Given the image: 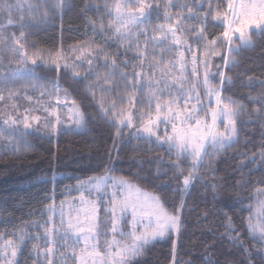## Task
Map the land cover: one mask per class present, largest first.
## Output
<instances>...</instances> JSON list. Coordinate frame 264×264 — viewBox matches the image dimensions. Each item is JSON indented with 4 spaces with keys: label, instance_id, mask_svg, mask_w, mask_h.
Returning <instances> with one entry per match:
<instances>
[{
    "label": "snow or ice",
    "instance_id": "obj_1",
    "mask_svg": "<svg viewBox=\"0 0 264 264\" xmlns=\"http://www.w3.org/2000/svg\"><path fill=\"white\" fill-rule=\"evenodd\" d=\"M68 7H71L69 0H15V3L13 0H0V17H3L0 20V52L4 49L10 52L8 65H14L11 71L35 75L36 69L43 66L56 74L54 78L44 77L50 87L41 86V96L49 97L46 104L37 100L47 114L43 117L35 115L34 108L20 111V106L15 103L20 89L9 87L15 83V75L11 80L6 76L0 77V102L8 101L0 107V151L19 153L21 149L26 150L29 142L25 137L31 129L40 131L41 121L49 137L58 136L62 130H72L64 128L65 118L59 110L69 101L68 89L60 84L61 73H68L72 80L84 81L95 75L94 81L86 83L85 91L98 108L99 118L115 129L113 148L117 141L123 145L134 140L144 141L149 150L153 144L163 148L169 160L164 161L162 155L156 157L159 161L157 176L166 174L167 170L162 173L161 165L167 163L172 169L170 179L178 181L173 189L179 194L178 203H173L169 210L160 195L149 193L123 177H110L108 173L117 161L111 156V151L106 150L108 163L105 175L77 182V189L82 190L79 205L75 206L76 201L73 200L65 213L64 202H61L59 226L54 222L57 209L53 194V203L45 206L46 212L50 213L47 218L42 213L40 218L21 221L11 230L0 231V264H21L20 258L25 253L24 264H28V260L31 264H140L148 247L163 240H171L170 264H178L177 242L184 230L187 198L196 182L211 189L212 211H217L215 204L219 202L218 192L223 184L215 183V177L207 179L209 174L217 171L214 161L233 144L239 143V125L244 122L240 119L242 116L251 119L255 114L264 119V79H247L248 87L257 83L261 86L259 92L248 93V100L256 105L251 112L242 101L224 95L234 82V77L226 69L231 70L239 63L234 54L253 46V31L264 32V0H227L223 12L216 10L220 5L214 9L209 0L203 14L198 11L203 8L201 2L190 7L188 3L174 4L173 0H167L161 9L160 4L146 0H115L114 4L105 0L103 8L110 17L107 25L103 16L93 19L86 15L93 8L99 12L101 5L86 3L82 9L86 39L68 45L67 49L61 44L54 50L39 47L36 41L28 40L32 29L50 24L58 16L62 19ZM173 7L180 11L172 13L170 9ZM185 9L187 19L198 20L199 26L184 23ZM13 11H27L28 17L20 15L13 19ZM161 11L166 23L150 25L149 17ZM209 16L223 25L224 30L219 35L208 34ZM9 26L20 29L19 35L7 33ZM88 29H91V37L87 36ZM186 32L190 35H184ZM97 35L101 43L95 42ZM113 43L117 48L109 51ZM160 45L165 46L160 48L157 58L156 48ZM28 46L34 49L31 54ZM164 53H172V56L164 60ZM213 58H220L223 66L214 64ZM4 59L0 54V66H3ZM85 64L87 68H83ZM99 68L105 71H96ZM156 70H159V78ZM145 83L148 85L147 104L140 109L136 107L138 90L142 91ZM32 87H36L35 82ZM61 92L64 93L63 100ZM202 96L207 98L206 103ZM25 98L32 100L26 94ZM125 100L126 105L123 103ZM71 104L67 118L76 130L86 129L93 118L81 110L75 99ZM13 133H18L19 139L14 138ZM240 155L248 156V153ZM257 155L259 163L264 165V141L258 153L251 154L249 160L255 161ZM248 183L242 177L235 186L239 188L241 184ZM258 183L264 184V180ZM109 187L110 192L107 190ZM93 192L95 198H92ZM255 192V204L248 206L249 215L240 218L239 225L224 210L225 205L222 204L218 210L225 217V232L220 238L227 237L230 243L242 250L243 258L238 264H264V187L256 188ZM208 214V209L201 212L204 217ZM245 233L259 247L247 245L243 238ZM57 244L65 250L59 251ZM254 256L258 262L254 261ZM203 259L204 264H217L210 257ZM183 264H192V261H184Z\"/></svg>",
    "mask_w": 264,
    "mask_h": 264
},
{
    "label": "trees",
    "instance_id": "obj_2",
    "mask_svg": "<svg viewBox=\"0 0 264 264\" xmlns=\"http://www.w3.org/2000/svg\"><path fill=\"white\" fill-rule=\"evenodd\" d=\"M101 1L69 0L71 7L64 10L62 19L58 16L50 24H41L32 29L28 40L36 41L39 47L54 50L61 44L67 48L70 44L86 39L83 26L85 16L82 14V9L86 3L102 5ZM222 1L224 0H220L221 6H223ZM100 13L102 14L101 8L99 12L93 8L86 15L96 19ZM2 19L3 17H0V20ZM222 31V26L212 21L207 23V32L210 36L219 35ZM87 36H92L91 29H88ZM252 39L253 46L242 48L234 54L239 62L238 65L231 70L226 69L228 74L234 77V82L224 93L242 101L249 112L256 105L248 100V93L259 92L261 86L257 83L248 87L247 79L248 77L264 79V32H255ZM32 49L28 46L27 50ZM0 54L5 58L3 66H0V77L6 76L11 80L15 75V83L9 87L16 89L20 85V78L11 71L14 65H8L11 54L7 49ZM36 72L44 81H48L44 77L54 78L56 75L43 66L37 68ZM32 84L33 80H30L28 85L32 86ZM60 84L68 89L70 97L76 100L81 110L93 119L89 120L86 129L61 131L54 139L38 133H29L25 137L29 147L26 150L21 149L19 153L0 151V231L6 228L11 230L14 224H19L21 221L40 218L42 213L45 214V206L53 202L51 199L53 194L54 202H60L65 197L67 189L74 187L78 181L105 175V167L108 163L106 150H110L111 156L117 161L108 175L123 177L148 192L160 195L166 201L165 207L171 210L173 203H178L179 199V194L173 191L178 181L170 179L172 169L167 163L161 165L162 173L167 170L166 174L157 176L159 161L156 157L162 155L164 161L169 160L164 149L153 144L149 150L144 141L135 140L123 145L117 141V146L113 148L112 134L115 129L99 118V110L89 99L84 81L72 80L68 73L62 72ZM240 119L244 122L239 125V143L233 144L214 161L217 171L207 177L209 180L215 177V183L223 184L218 192L219 202L215 204L217 211H212L211 189H206L199 181L187 198L184 230L177 242L178 264L188 260H191L192 264H204L205 256L214 259L217 264H226V261L229 264L233 261L238 264L243 258L239 247L230 243L227 237L220 238L225 232L223 226L225 217L219 214L218 210L222 204L225 205L224 210L233 216L235 223L239 225L240 218H247L249 215L248 206L255 204L257 197L255 189L264 187V184L258 183L264 180V165L259 163V155L255 161L249 160L251 154L258 153L264 141V119L255 114L251 119L247 116H242ZM136 144L140 146L134 149L133 146ZM240 153H248V156ZM133 157L135 159H132ZM242 161L243 166H241ZM242 177L249 183L241 184L237 188L236 182ZM204 209L209 210L207 217L201 215ZM31 213L35 215H30ZM31 231L35 230L31 229ZM243 238L247 245L255 244L259 247L255 240L248 238L246 233ZM209 245L214 246L208 247ZM26 255L25 253V256L21 257V263H24ZM253 259L258 262L257 257L254 256ZM170 261L171 240H163L148 247L140 264H170Z\"/></svg>",
    "mask_w": 264,
    "mask_h": 264
},
{
    "label": "rangeland",
    "instance_id": "obj_3",
    "mask_svg": "<svg viewBox=\"0 0 264 264\" xmlns=\"http://www.w3.org/2000/svg\"><path fill=\"white\" fill-rule=\"evenodd\" d=\"M32 2H37V0H32ZM107 2L110 3V4H114L115 0H107ZM146 2H148V3H158V4L161 5V9H163V5L165 3H167V0H146ZM198 2L203 3V8L198 9V11H200L201 14H203L208 8L209 0H173L174 4L188 3L190 7H195L196 3H198ZM222 2H223V6H221L220 0H211L212 6H213L214 9H216L217 5H220V8L216 9V10H219L221 12L225 11L226 7H227V0H224ZM13 3H15V0H13ZM101 3H102V5H101L102 14L100 13V16H103L104 23H105V25H107L108 20L110 19V17H108L105 9L103 8V4L105 3V0H102ZM170 11L172 13H176V12L180 11V9L177 8V7H173V8L170 9ZM184 11H185L184 23L186 25H188V26H191V25L199 26L200 22L198 20H195V19H187V15H186L187 14V10L185 9ZM20 15H24L25 17H28V12L24 11V12L18 13L16 11H13L12 18L13 19H18ZM209 21H212V22H214V24L220 25L223 28V25L220 22L213 21L211 16H209V18H208V22ZM149 22H150V25H155V24H159V23H166V21L163 18V12L161 11L159 14L154 12L149 17ZM19 31H20V29H18L17 27H14V26H9L7 28V30H6L7 33L15 32L17 34V36L19 35ZM133 31H136V30L133 29ZM255 32H258V31H253L252 35ZM149 35H151V33H149ZM184 35L187 36V35H190V33L186 32V33H184ZM96 37H97V39H95V42L96 43H101L99 35H97ZM142 41H143V37H141V42ZM234 42L237 43V44L239 43L238 40H235ZM115 46L117 47V44L113 43V47L112 48L110 47L108 50L109 51H115L116 50ZM164 46L165 45H160V46H158L156 48L157 58H159V56H160V48L164 47ZM150 48H151V46H150ZM65 49H67V48H65ZM122 50L123 49H121V51ZM194 50H195V46H194ZM33 51H34V49L28 50L29 54H31ZM131 55H132V53L129 52V56H131ZM171 56H172V53H164L163 54L164 60H168ZM17 59H18V57H17ZM213 63L223 66V61L220 58H213ZM83 68H87V65L85 64L83 66ZM83 68H80L79 70L83 71ZM96 71L103 73L105 70L103 68H99ZM145 71L148 72L147 65H145ZM15 74H17L16 77L20 78V85H19L18 88L20 89V91H23V92H20V95L15 99V103H17L20 106V111L22 112L25 108H34V109H36V111L34 112L35 115H40L42 117L46 116L47 114L43 111V108H42L41 104L37 103V100H40V101H42L45 104L48 103L49 97L47 95L41 96V91H42V87L41 86L50 87V84L48 83V81L41 80L39 78L41 75H39L37 72L35 73V75L28 74V73H23V72H20V74L19 73H15ZM159 75H160L159 70H156L157 78H159ZM117 76H118V74H117ZM95 78H96L95 75L89 76L88 77V81H84L83 80L84 81V85H86V83H88V82L94 81ZM30 80H33V82L36 83V87L35 88H33L32 86L28 85ZM160 86L162 87L163 85L161 84ZM147 90H148L147 83L144 84V87H143L142 91L138 90L139 99L136 102V107L137 108H140V109L145 108V106L147 104V100H146ZM25 94L27 96H31L32 100L31 101L27 100L25 98ZM97 94L99 95V92ZM5 95H7V93ZM112 96L115 97V93H113ZM60 97L63 100V98H64V93L63 92L60 93ZM202 99L205 101V103L207 102V98L206 97L202 96ZM71 100H72V98L69 95V101L67 103V106L66 107L61 106L59 110H60V113H61L62 117L65 118L64 128L65 129L71 128L72 130H62V131H75L76 130L74 125H72L71 121L67 118L68 109L72 107ZM52 101H53V103H55V97L52 98ZM7 103H8L7 100H5L3 102H0V107H2L4 104H7ZM123 103L126 105L127 104V100H125ZM118 104H119V101H118ZM161 128H163V125H161ZM125 130H126V132L128 131V129H125ZM29 133H38V134L46 136L47 138H53V139L56 137V136L49 137L48 135L45 134V130L43 129V121L40 122V131L37 132L34 129H31V130H29ZM13 136L16 139H19V134L18 133H13ZM103 176L104 175L93 176V177L100 178V177H103ZM109 176L110 177H114V176H111V175H109ZM85 180H87V179H85ZM81 181H83V180H81ZM108 184L111 185V180L108 181ZM107 190L110 192L111 191V187H109ZM80 191H82V190H78L77 189V184H76L74 187L67 189L65 197L63 198V200H61L60 202H54L55 205H56V209H57L56 215L54 217V222H55V224L57 226H59V221H60L59 213H60L61 202H64V211H65V213H67L68 207L72 203L73 200L76 201V205L75 206L79 205ZM149 193H151V192H149ZM85 195L87 196L88 193L85 192ZM95 195L96 194L93 192L92 193V198H95ZM105 199H108V198L105 197ZM51 203H53V202H51ZM49 214L50 213H47L46 210H45L44 218H47V215H49ZM102 215H103V212L101 211V216ZM39 230L40 229H35V231H39ZM125 230H127V228H125ZM30 231H31V229H30ZM173 238H175V237H173ZM41 243H42V246H43V242H41ZM57 248L59 249V251H64L65 250L64 248L60 247L59 244H57ZM58 259H59V257H57V260ZM29 261L30 262H28V264H31V260H29ZM21 264H24V263H21Z\"/></svg>",
    "mask_w": 264,
    "mask_h": 264
}]
</instances>
